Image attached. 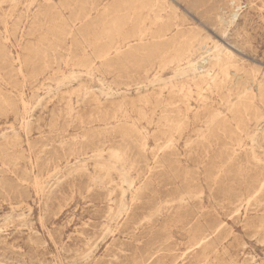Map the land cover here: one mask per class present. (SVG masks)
<instances>
[{
  "label": "rangeland",
  "instance_id": "rangeland-1",
  "mask_svg": "<svg viewBox=\"0 0 264 264\" xmlns=\"http://www.w3.org/2000/svg\"><path fill=\"white\" fill-rule=\"evenodd\" d=\"M0 264H264V0H0Z\"/></svg>",
  "mask_w": 264,
  "mask_h": 264
},
{
  "label": "bare ground",
  "instance_id": "bare-ground-1",
  "mask_svg": "<svg viewBox=\"0 0 264 264\" xmlns=\"http://www.w3.org/2000/svg\"><path fill=\"white\" fill-rule=\"evenodd\" d=\"M145 2H146V0H144ZM144 4V3H143ZM147 4V3H146ZM151 5V4H150ZM144 7V6H143ZM142 15H144L145 13H144V11L142 10V13H141ZM235 46V45H234Z\"/></svg>",
  "mask_w": 264,
  "mask_h": 264
}]
</instances>
